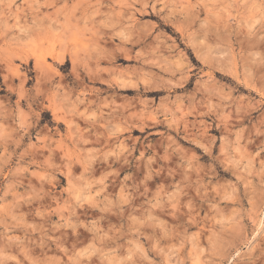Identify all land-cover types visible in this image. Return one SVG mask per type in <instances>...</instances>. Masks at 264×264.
<instances>
[{
  "label": "rangeland",
  "instance_id": "374dc122",
  "mask_svg": "<svg viewBox=\"0 0 264 264\" xmlns=\"http://www.w3.org/2000/svg\"><path fill=\"white\" fill-rule=\"evenodd\" d=\"M0 264H264V0H0Z\"/></svg>",
  "mask_w": 264,
  "mask_h": 264
}]
</instances>
